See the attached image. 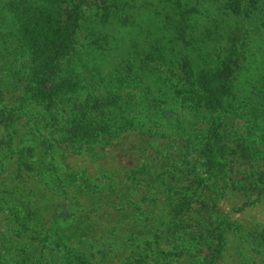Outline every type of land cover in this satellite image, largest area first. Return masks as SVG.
Here are the masks:
<instances>
[{"label": "rangeland", "instance_id": "374dc122", "mask_svg": "<svg viewBox=\"0 0 264 264\" xmlns=\"http://www.w3.org/2000/svg\"><path fill=\"white\" fill-rule=\"evenodd\" d=\"M73 43L60 67L75 93L49 109L5 94L27 54L0 4V264H137L144 250L141 264H164L159 250L177 264H264V0H85ZM185 55L194 72L227 67L230 108L180 102ZM110 113L114 138L95 156L56 144L69 120ZM215 126L259 158L204 172Z\"/></svg>", "mask_w": 264, "mask_h": 264}, {"label": "trees", "instance_id": "16d2710c", "mask_svg": "<svg viewBox=\"0 0 264 264\" xmlns=\"http://www.w3.org/2000/svg\"><path fill=\"white\" fill-rule=\"evenodd\" d=\"M85 0H0L9 14L15 35L19 40L18 50L27 54V66L19 83L5 89V94L14 95L19 92L23 101L43 106L44 109L54 107L57 99L64 94H73L79 87L77 75L62 73L63 62L74 53L73 36L79 24L81 8ZM65 3L67 7H65ZM115 6V4H113ZM67 8V9H64ZM182 67L185 69L187 86L176 94L181 103L189 109H201L209 112H220L231 107L234 100L233 85L226 73L227 67L219 65L214 69H199L193 71L189 59L183 56ZM109 105L115 103L110 101ZM1 120V119H0ZM1 122V121H0ZM117 123L115 115L102 117L99 120L76 119L69 120L63 129V134L56 144L65 150L80 154L85 151L91 156L94 148L108 144L114 137L111 128ZM217 130L210 128L207 137L202 141L199 154L203 161L204 172L217 175L224 172V167L230 159L242 162L256 160L255 153L240 139H228ZM264 160V159H262ZM196 187L204 182L203 177H197ZM191 200L182 196L171 212V225L188 211ZM264 250V241H261ZM259 246V245H258ZM137 252L135 262L142 263V258L148 253ZM133 255V254H132ZM159 258L155 263L177 264V257L167 260L170 251L159 250L151 253Z\"/></svg>", "mask_w": 264, "mask_h": 264}]
</instances>
